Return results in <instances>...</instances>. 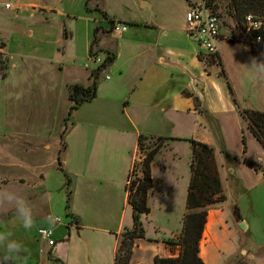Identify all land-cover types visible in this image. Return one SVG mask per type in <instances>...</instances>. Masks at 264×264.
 <instances>
[{"label":"crops","instance_id":"obj_1","mask_svg":"<svg viewBox=\"0 0 264 264\" xmlns=\"http://www.w3.org/2000/svg\"><path fill=\"white\" fill-rule=\"evenodd\" d=\"M202 2L96 0L110 19L128 24L122 31H115L88 0L6 3L12 13L0 23V49L9 59L6 75L0 76V234L5 235L0 262L28 259L54 264L52 254L62 264H115L121 234L134 226L127 181L136 158L143 154L141 147L162 137L166 138L164 145L151 165L150 212L141 216L145 236L136 239L129 264H155L156 255L180 254V245L169 240L179 236L186 212L192 158L187 139L214 148L226 195L224 202L208 211L201 258L206 264H238L241 259L247 264H264L260 204L251 198L253 215L246 214L242 199L251 189L241 170L246 166L258 177L264 175V152H259L257 160H242L220 145L237 124L239 105L223 77L219 45L228 41L247 49L248 44L236 22L223 17L216 40L222 65L209 63L187 29L186 12ZM93 49L102 56L105 52L99 50H108L115 60L102 71L97 96L69 114V86L95 82L96 65L84 66ZM65 118L70 125L66 149H60L61 166L70 186L64 172L46 160L58 139L48 124H62ZM141 137L145 138L143 145ZM178 142L190 144L189 158L185 156V164L179 166L175 164L182 161L175 146ZM231 157L233 162L227 164L225 158ZM245 160L253 161L258 169ZM49 167L55 173L49 174ZM227 173L235 179L230 190L238 193L231 191V199L226 191ZM181 179V194L177 195ZM64 188L71 193L66 214L73 215L55 223L51 216H60L63 210L58 195ZM21 199L32 209L31 228L21 223L26 215ZM236 205L241 219L236 218ZM41 227L54 228V246L39 238ZM9 241L18 243L21 251L9 255Z\"/></svg>","mask_w":264,"mask_h":264},{"label":"trees","instance_id":"obj_2","mask_svg":"<svg viewBox=\"0 0 264 264\" xmlns=\"http://www.w3.org/2000/svg\"><path fill=\"white\" fill-rule=\"evenodd\" d=\"M91 2L95 4L94 8L91 9L99 11L102 17L112 24L113 28L115 21L108 17V14L96 3V0H88L89 5ZM203 2L212 12L217 13L220 18H232L239 27L242 36L245 30L244 20L248 14H253L264 19V0H226L225 3L224 0H203ZM99 31L100 27L97 26L93 40V44L95 45L98 44L99 41ZM2 45L3 44L0 43V47H3ZM256 47H258L259 50H256ZM256 47L251 48L252 52L257 54L258 51H264V31L262 32V40ZM95 50L96 49L92 50V54H97ZM99 51L105 52V60L103 64L93 72L95 82L88 86L81 83H75L69 86V98L72 102L69 114L77 109L83 102L92 100L97 96V82L100 75L102 71L115 60L114 53L103 49ZM217 57L219 58V65H222L219 53H217ZM213 60H208V62L214 64ZM8 61L7 55H4V52L3 54L0 53V76L6 75ZM196 102L198 103V100H196ZM240 112L250 131L264 147V110L246 108L240 110ZM65 134L66 130L62 134L61 151L66 149ZM144 139V137L140 138L142 145L144 144ZM164 139L166 138H157L151 143V146L145 149L141 147L143 150L141 153L145 155L143 160L139 163L142 177L138 179L135 178L130 184H127L129 202L134 209V226L131 229H125L121 234V241L115 257V264H129L132 259L133 246L136 239L145 236V228L141 216L150 212L148 194L153 186L151 165L161 147L164 145ZM187 141H189L192 146V158L190 163L191 180L188 186L186 212L183 216V227L179 236L169 240L170 243L180 245V254L175 257L156 255L154 258L155 264H206L199 252L200 241L207 221L208 211L211 207L226 200L218 166L215 161L214 148L208 143L195 139H187ZM244 142L246 151L247 143L245 139ZM61 153L58 156L59 169L64 172L67 179V186H70V178L65 169L61 166ZM246 163L258 169V166H256L253 161L247 160ZM70 200L71 193L68 191L66 209L70 207ZM235 213L236 218L241 219V214L237 205L235 206ZM66 215L71 216L73 214L68 211ZM50 258L58 262L57 264H62L60 258L52 254H50Z\"/></svg>","mask_w":264,"mask_h":264},{"label":"rangeland","instance_id":"obj_3","mask_svg":"<svg viewBox=\"0 0 264 264\" xmlns=\"http://www.w3.org/2000/svg\"><path fill=\"white\" fill-rule=\"evenodd\" d=\"M9 2L10 5L14 3V0H0V23L6 22L10 14L12 13L9 7H6V3ZM226 0H224V3ZM13 7V6H12ZM222 18V17H221ZM2 20V21H1ZM5 20V21H3ZM1 33V32H0ZM1 41V40H0ZM219 45V44H218ZM242 47L241 45H233L228 41H225L223 45H219L220 53L223 57L224 62V73L223 77L227 78L231 88H233L236 101L239 105V111L236 113V121L237 124L234 125L233 129H230L228 140L221 142L220 145H224L223 147L227 149L228 152H232L237 155H241V159H259V152H264L262 149V145L257 140V138L253 135L250 129L247 126V123L243 116L240 114V110L246 108H252L257 110H264V51H258L257 54L252 52L249 45ZM259 50L258 47L255 48ZM251 52V53H250ZM0 53L3 54V51L0 49ZM5 55V53H4ZM70 125V119L65 118L62 124L55 123L52 126L48 124L49 129H54V135H57V147L51 152H47L46 160L49 166L59 167L58 156L61 153L60 149V141L62 139V134L65 130H67ZM247 143V150L245 151V142ZM176 149L180 155H182V161L177 160L176 165L185 164V156L189 158L190 154V144L189 142H178L176 143ZM226 163L233 162V157L225 158ZM244 166V165H243ZM242 166V167H243ZM241 167V168H242ZM49 167L48 172L55 173V170H52ZM186 169L189 171V165H186ZM59 170V169H57ZM242 171L245 172V181L246 185L251 189L242 199V205L245 208V212L247 215H253L251 210L250 199L259 200V206H257V211L259 213V219L261 222H264V175L258 177L253 171L248 169V167L244 166ZM240 171V170H239ZM229 177V183H227V192L229 194V198L231 199L233 194L231 193L229 187H233L235 184V179L232 175L227 173ZM133 178L135 177V169L133 172ZM183 180L181 179V183L177 184V195L181 194V184ZM235 192V191H232ZM237 193V192H235ZM238 195V193L236 194ZM61 200L60 203L63 207V210L60 213L63 221L66 222L69 216H66V206L68 200V192L64 188L61 191ZM7 197V196H6ZM5 197V198H6ZM84 240V239H81ZM52 260V259H51ZM242 260V259H241ZM239 261V263L247 264L244 261ZM54 262L57 264L58 262ZM238 263V262H237ZM238 263V264H239Z\"/></svg>","mask_w":264,"mask_h":264},{"label":"built area","instance_id":"obj_4","mask_svg":"<svg viewBox=\"0 0 264 264\" xmlns=\"http://www.w3.org/2000/svg\"><path fill=\"white\" fill-rule=\"evenodd\" d=\"M10 6V4H7ZM187 29L192 36L197 38L206 59L213 60L214 64L219 65V58L217 57L218 49L216 40L220 35V16L212 12L204 2L196 3L190 6L186 12ZM245 30L243 32V40L251 47L256 45L262 40V32L264 31V19L248 14L244 20ZM128 28V24L124 22H116L113 25L115 31H122ZM105 56L100 54H91L89 60L84 63L86 68H92V63L96 65L94 70L98 69L104 62ZM109 77V76H108ZM144 154H141L139 158L135 160V167L127 181L130 184L135 178H133V172L135 169V177L138 179L142 177V171L139 165L144 158ZM55 223H61L62 217L59 215L51 216ZM38 235L41 240L46 242L49 246H54L57 243L55 239V230L53 227H41L38 229ZM0 264H35L28 259L17 261H1Z\"/></svg>","mask_w":264,"mask_h":264},{"label":"clouds","instance_id":"obj_5","mask_svg":"<svg viewBox=\"0 0 264 264\" xmlns=\"http://www.w3.org/2000/svg\"><path fill=\"white\" fill-rule=\"evenodd\" d=\"M10 195H15V193H10ZM21 205L24 206V210L26 212L25 217L22 219L21 223L25 228H31L33 225V213L32 209L26 205H24L23 199H21ZM17 215H19V211H17ZM5 240V235L0 234V244H3ZM6 251L9 255L13 253H19L21 251V246L15 241H9L6 244Z\"/></svg>","mask_w":264,"mask_h":264},{"label":"water","instance_id":"obj_6","mask_svg":"<svg viewBox=\"0 0 264 264\" xmlns=\"http://www.w3.org/2000/svg\"><path fill=\"white\" fill-rule=\"evenodd\" d=\"M243 225V224H242Z\"/></svg>","mask_w":264,"mask_h":264}]
</instances>
